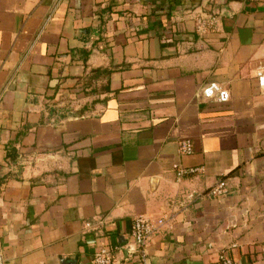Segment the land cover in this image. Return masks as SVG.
Here are the masks:
<instances>
[{"label": "crops", "instance_id": "0c3cea01", "mask_svg": "<svg viewBox=\"0 0 264 264\" xmlns=\"http://www.w3.org/2000/svg\"><path fill=\"white\" fill-rule=\"evenodd\" d=\"M263 61L264 0H0V264H264Z\"/></svg>", "mask_w": 264, "mask_h": 264}, {"label": "built area", "instance_id": "2783aa9c", "mask_svg": "<svg viewBox=\"0 0 264 264\" xmlns=\"http://www.w3.org/2000/svg\"><path fill=\"white\" fill-rule=\"evenodd\" d=\"M138 1V0H135ZM196 31L204 33L214 29V21L209 17L199 16L196 18ZM255 79L260 88H264V61L257 67L255 71ZM199 94L205 99H213L218 103H226L229 98L227 89L221 87L215 82H209L200 88ZM179 152L183 156L193 153V146L190 140H182L179 142ZM176 179L179 180L185 175H192L200 172V168H183L178 165L173 166ZM226 192V182L224 179L218 180L209 190V195L218 197ZM173 222V216L161 217L156 220H150L145 217H137L132 221L130 236L138 247L141 264H147L146 249L153 237L158 236L162 232V228ZM113 247L102 248L93 255V264H112ZM218 264H236L234 260L224 251L218 255Z\"/></svg>", "mask_w": 264, "mask_h": 264}, {"label": "trees", "instance_id": "16d2710c", "mask_svg": "<svg viewBox=\"0 0 264 264\" xmlns=\"http://www.w3.org/2000/svg\"><path fill=\"white\" fill-rule=\"evenodd\" d=\"M13 153V152H12ZM13 155V154H12Z\"/></svg>", "mask_w": 264, "mask_h": 264}]
</instances>
